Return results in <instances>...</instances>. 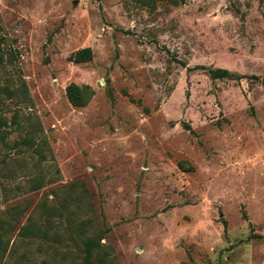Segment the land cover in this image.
<instances>
[{
    "label": "rangeland",
    "instance_id": "1",
    "mask_svg": "<svg viewBox=\"0 0 264 264\" xmlns=\"http://www.w3.org/2000/svg\"><path fill=\"white\" fill-rule=\"evenodd\" d=\"M12 216L0 264H264V0H0Z\"/></svg>",
    "mask_w": 264,
    "mask_h": 264
},
{
    "label": "trees",
    "instance_id": "2",
    "mask_svg": "<svg viewBox=\"0 0 264 264\" xmlns=\"http://www.w3.org/2000/svg\"><path fill=\"white\" fill-rule=\"evenodd\" d=\"M137 1H139L143 4H148V5H152L155 2V0H137ZM92 57H93L92 48L91 47H85V48L78 50L74 54H72L70 56V59H72L76 62H83V61L91 60ZM209 71L213 77H218V78L234 77L237 75L236 73L230 71L229 69L222 68V67L211 68ZM66 91H67V96H68L69 101L75 106H85L89 102V100L91 99V97L93 95V91L91 90V88L89 86H87V85L86 86H80L74 82L70 83L67 86ZM40 186H41V183H40L39 179H35L32 182V188L33 189L39 188ZM14 220H15V216H12L6 222L0 223V259H2L10 249V238H7L6 236H7L8 232L10 231V229L13 228L12 224H13ZM5 223H8L9 226L4 227ZM82 223H84V222H82ZM32 231H33V228L31 226L22 225L20 230H19V234L21 236L28 235ZM97 246H98V241L95 239L94 236H89L85 240L84 263H86V264H100L95 259V251L97 249Z\"/></svg>",
    "mask_w": 264,
    "mask_h": 264
}]
</instances>
